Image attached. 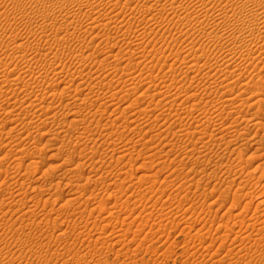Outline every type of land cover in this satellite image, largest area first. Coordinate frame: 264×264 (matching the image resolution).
<instances>
[{"label": "rangeland", "instance_id": "1", "mask_svg": "<svg viewBox=\"0 0 264 264\" xmlns=\"http://www.w3.org/2000/svg\"><path fill=\"white\" fill-rule=\"evenodd\" d=\"M128 1L0 0V264H264V0Z\"/></svg>", "mask_w": 264, "mask_h": 264}, {"label": "bare ground", "instance_id": "2", "mask_svg": "<svg viewBox=\"0 0 264 264\" xmlns=\"http://www.w3.org/2000/svg\"><path fill=\"white\" fill-rule=\"evenodd\" d=\"M109 1H111V0H109ZM131 0H129L128 1V3L130 2ZM134 0H132V2H133ZM157 1V3L156 4H158L159 5V8L157 7V9L160 11V13L159 12H157V13H159V14H161V11H164L165 9H167V5H169V4H167L166 3V1L164 2V3H162L163 1L162 0H156ZM167 1H169L170 2V0H167ZM172 2L173 1H175V0H171ZM251 1V0H250ZM254 1V0H253ZM50 2V1H49ZM69 2L72 4L73 2H76V0H73V2H71V0H69ZM78 2V1H77ZM89 2V1H88ZM100 2V1H99ZM127 2V1H126ZM149 2V1H148ZM152 2H154V0H152ZM247 2V1H246ZM245 2V3H246ZM256 2V1H255ZM94 3H95V1H91L90 2V4H88L89 5V8L91 9H95L96 8V6L94 5ZM115 3H117V2H115ZM133 3H136V2H133ZM254 3V2H253ZM67 5L69 4V3H66ZM96 4V3H95ZM108 4V3H107ZM153 4V3H152ZM171 4V3H170ZM172 4H175V3H172ZM180 4H183V3H180ZM259 4V3H258ZM257 4V5H258ZM66 5V6H67ZM97 5V4H96ZM136 5V4H135ZM154 5H155V3H154ZM245 5H247V4H245ZM253 5V4H252ZM256 5V6H257ZM260 6H261V4H259ZM259 5H258V7H259ZM75 6V5H74ZM77 6H78V4H77ZM98 6V5H97ZM113 6V5H112ZM114 6H115V4H114ZM119 6V5H118ZM134 6V5H133ZM182 6V5H181ZM181 6H180V8H181ZM87 7V6H86ZM122 7V6H121ZM173 8H174V5L172 6ZM177 7H179V6H177ZM188 7V6H187ZM187 7H185L186 8V10H187ZM226 7V6H225ZM244 7H246V6H244ZM255 7V6H254ZM88 8V7H87ZM113 8V7H112ZM115 8H116V6L113 8V10H115ZM153 8V7H152ZM172 8V9H173ZM179 8V9H180ZM184 8V7H183ZM184 8V9H185ZM263 8H264V6H263ZM82 9V8H81ZM91 9V10H92ZM154 9V8H153ZM156 9V10H157ZM178 9V10H179ZM200 9V8H199ZM207 9V8H206ZM242 9V8H241ZM246 9H249V11L248 12H254V9L252 8V7H248V8H246ZM112 10V11H113ZM136 10V9H135ZM155 10V11H156ZM202 9H200L199 11H198V9H197V11H196V14H195V16H197V18L195 17V19L196 20H198V21H196V22H198L200 25L201 24H203L204 23V21L202 20V18L204 17V16H206L205 14H208L209 12H207V11H209V8L207 9V10H204V11H201ZM216 10V9H215ZM222 10V9H221ZM221 10H220V13H222V12H224L223 10H222V12H221ZM236 10V9H235ZM93 11V10H92ZM134 11V10H133ZM174 11H176V10H174ZM189 11V10H188ZM214 11V10H213ZM217 11V10H216ZM215 11V12H216ZM240 11V10H239ZM244 11H245V9H244ZM247 11V10H246ZM245 11V12H246ZM147 12H149V11H147ZM173 12V11H172ZM183 12V11H182ZM227 12V11H226ZM233 12V11H232ZM241 12L243 13V11L241 10ZM244 12V14L245 15H251V13H245ZM89 13V12H88ZM116 13V12H115ZM174 13V12H173ZM172 13V14H173ZM179 13V12H178ZM184 13H185V10H184ZM187 13V12H186ZM191 13H193V12H191ZM213 13V12H212ZM212 13H209V14H212ZM220 13H218V11H217V13H215V15H212V16H214L213 18H214V24L212 25L213 27H214V25L215 26H217V27H219V29L221 28V29H233L234 31H237V33H240L242 36H243V38H242V40L243 39H245V37L244 36H250V35H253L254 36V34H255V32H257V30L258 29H254L255 28V26H257L259 23L258 22H256V21H258L259 19H257L256 21H255V18H252V19H250V17L249 18H245V19H241V18H238V16H237V18L238 19H236V20H234V21H227V20H224V19H226L223 15H221ZM254 13H256V12H254ZM262 13V12H261ZM99 14V13H98ZM117 15H118V12L116 13ZM116 14H115V16H116ZM149 14V13H148ZM168 14V13H167ZM208 14V16H211V15H209ZM94 15V14H93ZM113 15V14H112ZM147 15V14H146ZM152 15H153V12H152ZM188 15H193V14H188ZM258 15V14H257ZM110 16V15H109ZM121 15H119V17H120ZM134 16V15H133ZM153 16H155V15H153ZM187 16V15H186ZM194 16V15H193ZM241 16V15H240ZM244 16V15H243ZM252 16V15H251ZM259 16H262V17H264V13L263 14H260ZM101 17V16H100ZM118 17V18H119ZM132 17V16H131ZM202 17V18H201ZM207 17V16H206ZM224 17V18H223ZM246 17H248V16H246ZM102 18V17H101ZM149 18V17H148ZM150 18H153V17H150ZM155 18H157V16L155 17ZM158 18H159V15H158ZM188 18V17H187ZM216 18H218V19H216ZM223 18V19H222ZM260 18V17H259ZM97 19V18H96ZM127 19V18H126ZM129 19V18H128ZM127 19V20H128ZM145 19V18H144ZM192 19V18H191ZM200 19L202 20V21H200ZM209 19V18H208ZM234 19V18H233ZM103 20V19H102ZM119 20V19H118ZM121 20V19H120ZM151 20V19H150ZM204 20H205V18H204ZM218 20V21H217ZM104 23H102V25L103 26H109V25H111L112 23H114V22H116V24L115 25H117V26H119L118 24H117V18L116 17H107V19H104ZM155 21V20H154ZM260 21V20H259ZM263 21V20H262ZM94 22V21H93ZM131 22V21H130ZM146 22V21H145ZM148 22H150V21H148ZM155 22H157V21H155ZM174 22V21H173ZM189 22V21H188ZM261 22V21H260ZM119 23V22H118ZM170 23V22H169ZM120 24V23H119ZM122 24H124V23H122ZM128 24H130V23H128ZM127 24V25H128ZM185 24V23H184ZM190 24V23H189ZM206 24H207V22H206ZM208 24H210V23H208ZM264 24V23H263ZM132 25V24H131ZM121 26V25H120ZM186 26V25H185ZM191 26V25H190ZM193 26V25H192ZM199 26V25H198ZM203 26V25H202ZM261 26V25H260ZM259 26V27H260ZM262 26H264V25H262ZM110 27H112V26H110ZM122 27V26H121ZM166 27V26H165ZM168 27V26H167ZM258 27V28H259ZM44 28H46V27H43V29ZM127 28V27H126ZM129 28V27H128ZM206 28V27H205ZM214 28H216V27H214ZM263 28V27H262ZM177 29V28H176ZM204 29V28H203ZM126 30V29H125ZM200 30V29H199ZM198 30V31H199ZM201 31V30H200ZM228 32H229V30H227ZM227 31H225L224 33L226 34L227 33ZM203 32H205V31H203ZM213 32V31H212ZM221 32V31H220ZM260 32V31H259ZM207 33V32H206ZM216 33V32H215ZM223 33V34H224ZM234 33H236V32H234ZM251 33V34H250ZM262 34H264V31L262 32ZM209 35H210V33H209ZM212 35H214V34H212ZM217 36H218V34H217ZM260 37H261V39H264V35H261V33H260V35H259ZM259 36L257 37L258 39H260L259 38ZM209 39V38H208ZM212 39H214V38H212ZM254 40L256 39V37L255 38H253ZM260 39V40H261ZM215 40V39H214ZM246 40V39H245ZM219 41V40H218ZM258 41V40H257ZM220 43V42H219ZM224 44V43H223ZM113 46V45H112ZM140 46V45H139ZM260 46V45H259ZM224 47V46H223ZM263 47V46H262ZM130 48V47H129ZM253 50V49H252ZM254 53V52H253ZM116 56V55H115ZM262 58V57H261ZM192 60V59H191ZM31 64V63H30ZM29 64V65H30ZM210 66V65H209ZM188 67V66H187ZM192 67H193V65H192ZM123 68V67H122ZM134 68V67H133ZM3 71H6V69L5 70H3ZM1 72H2V69H1ZM1 72H0V75H1ZM89 72V71H88ZM7 74H8V72H6ZM10 74V73H9ZM140 74V73H139ZM232 74V73H231ZM3 75V74H2ZM85 75V74H84ZM226 76V75H225ZM1 77V76H0ZM5 77V75H3V78ZM10 77V76H9ZM6 78V77H5ZM194 78V77H193ZM10 79V78H9ZM15 79V78H14ZM4 80H6V79H4ZM16 80V79H15ZM19 80V79H18ZM17 82V81H16ZM19 82V81H18ZM247 83H249V82H247ZM142 84V83H141ZM243 85V84H242ZM54 87H55V83H54V85H53ZM52 86V87H53ZM134 86V85H133ZM262 86V85H261ZM137 87V86H136ZM135 88V87H134ZM258 88V87H257ZM262 88V87H261ZM55 89H56V87H55ZM63 89H65L64 91L66 92V93H69V91L70 90H72L73 88H72V86L71 85H68V86H66L65 88L63 87ZM170 89V88H169ZM131 90V89H130ZM133 90V89H132ZM241 90V89H240ZM144 91V90H143ZM177 91V90H176ZM82 92V91H81ZM160 92V91H159ZM170 92V91H169ZM71 93V92H70ZM144 93V92H143ZM163 93V92H162ZM164 93H167V92H164ZM255 93H257L256 91H255ZM172 94V93H171ZM180 94V93H179ZM70 95V94H69ZM178 95V94H177ZM259 95V94H258ZM160 96V95H159ZM164 96V95H163ZM156 97V96H155ZM241 97V96H240ZM83 99V98H82ZM110 99V98H109ZM145 99V98H144ZM141 102V101H140ZM148 102H150V101H148ZM110 103V102H109ZM113 103V102H112ZM137 103V102H136ZM135 104V103H134ZM113 104H111L110 106H112ZM128 106H130V105H128ZM158 106V105H157ZM144 107H146V106H144ZM144 107H142V108H144ZM126 108V107H125ZM131 108V107H130ZM142 108H140V109H142ZM114 109H117L116 108V106H115V108ZM129 109V108H128ZM174 114V113H173ZM146 115V114H145ZM127 120V119H126ZM139 120V119H138ZM96 121V120H95ZM128 121V120H127ZM74 122V121H73ZM113 122V121H112ZM251 122V121H250ZM128 123V122H127ZM233 123V122H232ZM247 123V122H246ZM255 123V122H254ZM150 125V124H149ZM261 125V124H260ZM264 125V124H263ZM151 126V125H150ZM228 126V125H227ZM226 126V127H227ZM134 127V126H133ZM152 127V126H151ZM229 129V128H228ZM101 134V133H100ZM111 134V133H110ZM122 139V138H121ZM96 140V139H95ZM79 141H80V139H79ZM84 142V141H83ZM110 143V142H109ZM115 146V145H114ZM124 146V145H123ZM51 154V153H50ZM124 156V155H123ZM138 156V155H137ZM52 157V156H51ZM141 157V156H140ZM52 159V158H51ZM46 162V161H45ZM51 163V162H50ZM50 166V165H49ZM53 166V165H52ZM54 168V167H53ZM57 168H58V165H57ZM52 171V170H51ZM124 179V178H123ZM122 183V182H121ZM137 192H139V191H137ZM260 196V195H259ZM263 196V195H262ZM7 199V198H6ZM31 199H33L32 197H31ZM15 200V199H14ZM69 200V199H68ZM71 200V199H70ZM73 200H74V198H73ZM76 200V199H75ZM240 201V200H239ZM264 202V200H261V202ZM7 202V201H6ZM235 202V201H234ZM236 202H238V201H236ZM240 202H242V200L240 201ZM239 202V203H240ZM244 202V201H243ZM251 202V200L248 202H246V204H245V208H250L249 207V205L250 204H252V202ZM70 203V202H69ZM127 203V202H126ZM238 203V204H239ZM264 204V203H263ZM235 204L233 203V205H231V207L232 206H234ZM241 205V204H240ZM253 205V204H252ZM251 206V205H250ZM31 207V206H30ZM236 207V206H235ZM68 208V207H67ZM244 208V209H245ZM123 209V208H122ZM121 209V210H122ZM2 210V209H1ZM228 210V209H227ZM129 211V210H128ZM245 211V210H244ZM241 213V212H240ZM127 214V213H126ZM239 216V215H238ZM235 219H236V217H234ZM240 218V217H239ZM123 219H125V218H123ZM232 219V218H231ZM234 220V219H233ZM243 220V219H242ZM241 220V221H242ZM125 221V220H124ZM240 221V222H241ZM123 222V221H122ZM131 222V221H130ZM228 222V221H227ZM237 222V221H236ZM236 222H233V224H235ZM243 223H244V220L242 221ZM238 224V223H237ZM250 224V223H249ZM238 225H240V224H238ZM233 226H235V225H233ZM243 226V225H242ZM228 228H231V227H229V226H227ZM233 228V227H232ZM232 230V229H231ZM230 229H229V231H231ZM43 231V230H42ZM230 233V232H229ZM139 235V234H138ZM222 237V236H221ZM223 238H225V237H222L221 239H223ZM227 238V237H226ZM203 241V240H202ZM195 245V244H194ZM205 245V244H204ZM198 246V245H197ZM212 246V245H211ZM201 247V246H200ZM200 247H198V248H200ZM211 248V247H210ZM197 249V248H196ZM193 250H195V249H193ZM200 250V249H199ZM201 252H202V250H201ZM215 252H217V251H215ZM213 256H214V254H213ZM212 256V257H213ZM231 259V258H230Z\"/></svg>", "mask_w": 264, "mask_h": 264}]
</instances>
